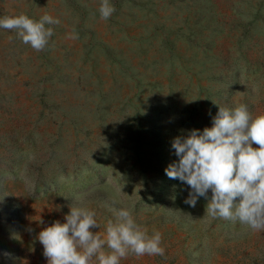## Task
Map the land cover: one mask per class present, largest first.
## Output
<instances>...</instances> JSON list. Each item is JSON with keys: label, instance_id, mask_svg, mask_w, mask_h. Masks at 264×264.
I'll use <instances>...</instances> for the list:
<instances>
[{"label": "rangeland", "instance_id": "obj_1", "mask_svg": "<svg viewBox=\"0 0 264 264\" xmlns=\"http://www.w3.org/2000/svg\"><path fill=\"white\" fill-rule=\"evenodd\" d=\"M111 3L102 20L100 0H0V17L61 21L40 52L0 28V264H48L38 234L70 206L94 210L100 235L121 207L162 233L164 256L120 264H264V232L185 204L165 173L213 101L264 115V0Z\"/></svg>", "mask_w": 264, "mask_h": 264}, {"label": "clouds", "instance_id": "obj_2", "mask_svg": "<svg viewBox=\"0 0 264 264\" xmlns=\"http://www.w3.org/2000/svg\"><path fill=\"white\" fill-rule=\"evenodd\" d=\"M98 11L102 20H108L116 9L111 0H100ZM60 23L49 14L38 20L25 14L0 17V28L15 31L22 43L37 52L49 46L54 35L51 26ZM66 38L77 40L79 34L73 29ZM213 102L218 112L212 126L175 137L171 147L178 160L170 163L165 173L189 186L185 204L195 207L203 197L208 200L206 213L213 219L239 222L253 232H264V115L253 117L247 105L229 108ZM111 211L115 220L108 221L105 235L91 230L100 225L96 212L86 207L70 206L64 223L56 221L43 228L38 240L48 264H120L130 254L165 255L162 233L149 235L129 208Z\"/></svg>", "mask_w": 264, "mask_h": 264}]
</instances>
